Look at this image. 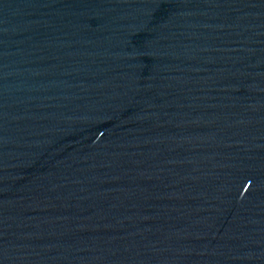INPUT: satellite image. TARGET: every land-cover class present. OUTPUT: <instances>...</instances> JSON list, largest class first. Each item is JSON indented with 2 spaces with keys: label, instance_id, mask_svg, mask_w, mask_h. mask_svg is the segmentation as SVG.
<instances>
[{
  "label": "water",
  "instance_id": "95a60500",
  "mask_svg": "<svg viewBox=\"0 0 264 264\" xmlns=\"http://www.w3.org/2000/svg\"><path fill=\"white\" fill-rule=\"evenodd\" d=\"M0 264H264V0H0Z\"/></svg>",
  "mask_w": 264,
  "mask_h": 264
}]
</instances>
